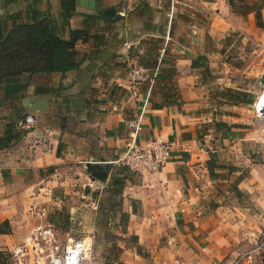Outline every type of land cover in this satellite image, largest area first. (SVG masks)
I'll use <instances>...</instances> for the list:
<instances>
[{
  "label": "crops",
  "instance_id": "obj_1",
  "mask_svg": "<svg viewBox=\"0 0 264 264\" xmlns=\"http://www.w3.org/2000/svg\"><path fill=\"white\" fill-rule=\"evenodd\" d=\"M172 1V6H165L161 0H75L77 14L66 19L59 0H0V40L14 26L42 19L50 21L55 35L64 41L70 39V31L81 30L84 24L90 33L87 42L75 45L77 68L64 74L23 73L0 85V137L7 123L17 124L29 114L37 120L32 133L4 150L1 163L9 179L6 187L12 192L3 196L4 170H0V204L23 197L27 202L32 195V201L43 202L45 217L50 203L59 208L66 196L80 191L77 185L88 179V166L107 169L105 165L122 155L128 142L127 124L139 121L140 144L161 137L174 146L161 170L139 174L132 188L134 196L140 200L143 192L160 190L168 208L179 212V226L192 227L200 202L210 193L207 187H199L197 171L202 168L207 178L205 163L215 153L200 127L201 122H211V86H224L217 89L222 102V89L250 92L236 87L232 79L238 68L226 61V54L234 51L231 39L244 45L256 40L257 48L239 59L244 61V71L262 84L264 26L256 27L253 13H235L228 0ZM245 1L259 4V0ZM177 4L182 8L177 9ZM110 7L115 13L108 19L120 14L121 20L102 18ZM262 15L264 24V11ZM208 41L215 42L211 49ZM198 57L206 61H196L200 67L192 68ZM141 64L147 67L148 81L132 84L130 68ZM16 86L24 88L11 92ZM229 105L232 109L250 107ZM44 134L45 149L31 144L33 136ZM255 171L244 180L253 178ZM215 205L214 210L218 209ZM183 216L190 219L184 223ZM6 218L0 217V222ZM220 223L216 219L213 228ZM261 254L256 248L242 264H264Z\"/></svg>",
  "mask_w": 264,
  "mask_h": 264
},
{
  "label": "rangeland",
  "instance_id": "obj_2",
  "mask_svg": "<svg viewBox=\"0 0 264 264\" xmlns=\"http://www.w3.org/2000/svg\"><path fill=\"white\" fill-rule=\"evenodd\" d=\"M161 2L165 6L173 5L172 0ZM176 7L179 9L182 5L177 4ZM231 40L234 42V51L230 55L226 54V61L238 68L232 79L236 87L250 91L248 93L253 95L254 103L245 109H232L229 104L218 99L217 89L224 86H211L209 102L212 116L208 117L211 122H201L200 127L203 135L209 136L206 140L213 144L215 157L221 163L236 167L237 172L228 174L223 170L219 172L223 177L212 180L209 176H203L202 168L198 169L199 187H207L210 193L200 202L202 208L191 220L192 227H187L185 222L190 217L184 216L185 227L178 226L179 212L168 208L160 190L143 192L144 195L138 200L132 188L136 186L139 174L132 173L125 174L127 179L121 206H115L112 216L104 220L99 210H107L112 204L108 202L110 175L120 170L103 169L102 173L106 172V177H97L87 170L88 179L77 185L80 191L66 196L59 208L50 203L45 217L42 216L43 202L36 199L32 201V195L27 202V198L23 197L22 200L17 198L0 204V217H7L0 222L1 230L7 233L0 235V264H37L41 262L40 258L42 261L49 259L46 257L50 253L62 254L69 238L80 237H87L90 241L80 264H242V260L256 248L263 256L264 113L260 115L257 112L259 100L256 98L263 93L264 85L244 71V61L239 59L257 48L256 40H250L245 45L238 43V39ZM207 43L211 49L215 42ZM218 123L225 126L218 130L215 127ZM6 153L7 150L0 151V170L5 169L1 159ZM252 169L256 170L253 178L245 179L243 185L237 186L238 190L233 189L236 178L241 173L248 175ZM3 178L5 190L2 194L10 196L12 190L6 187L9 179H6L5 173ZM146 189L149 190L148 187ZM114 201H118L117 197ZM204 203L207 206L205 209ZM132 205L136 208L135 214ZM213 205L218 209L214 210ZM118 211L129 214L127 222L121 219ZM216 219L221 222L219 228H213ZM44 226L50 227L55 235L51 251L35 254L25 250L23 256H18L19 261L13 258L10 251L22 247L35 229ZM235 252L236 255L232 254Z\"/></svg>",
  "mask_w": 264,
  "mask_h": 264
},
{
  "label": "trees",
  "instance_id": "obj_3",
  "mask_svg": "<svg viewBox=\"0 0 264 264\" xmlns=\"http://www.w3.org/2000/svg\"><path fill=\"white\" fill-rule=\"evenodd\" d=\"M62 13L66 19L76 15L75 0H59ZM228 5L231 10L239 15L254 14L257 28H263L264 0H259V4L248 3L245 0H228ZM87 19V17L85 18ZM0 26V38H1ZM90 38L89 28L84 24L81 30L70 31V39L64 41L59 39L54 33V27L50 21H35L30 25L14 26L7 35L0 40V85H4L6 79L11 77H18L23 73H48L59 72L64 74L74 68H77L75 57L77 51L75 45L77 42H87ZM196 61H206L204 57H198L192 61L191 67L198 68ZM140 66L147 68L141 64ZM206 72H208L207 65H203ZM23 86L14 87L11 92H19ZM7 93V92H6ZM221 99L231 105H253V95L248 93L234 91L232 89H222L219 93ZM18 123V122H17ZM225 124L218 123L215 125L216 129L220 130ZM25 132H20L17 129L16 122H10L5 125L3 135L0 137V151L10 148L13 144L23 139ZM108 170L114 169L112 165H105ZM205 167L210 179L214 180L223 177L219 172L226 170L228 174L237 172V168L221 163L214 154L209 155V159L205 163ZM120 171L111 173L110 184L108 189L109 194V208L106 210L100 208V214L104 220L111 217L114 213V207L121 206L123 189L126 183V175L129 173L126 169L119 168ZM245 174L241 173L233 182V189L244 180ZM117 197V202L114 198ZM119 202V204H118ZM116 203V204H115ZM136 211L135 206L132 205V212ZM121 219L127 222L129 214L118 211ZM135 214V213H134ZM7 226L8 223L4 222ZM178 226L181 221L177 220ZM5 231L1 230L0 235H6ZM9 234V233H8Z\"/></svg>",
  "mask_w": 264,
  "mask_h": 264
},
{
  "label": "built area",
  "instance_id": "obj_4",
  "mask_svg": "<svg viewBox=\"0 0 264 264\" xmlns=\"http://www.w3.org/2000/svg\"><path fill=\"white\" fill-rule=\"evenodd\" d=\"M129 80L132 84H140L148 81L147 69L138 65L132 66L129 71ZM36 123V117L29 114L18 121L17 129L20 132H25L23 136L25 138L33 132ZM127 128L129 129L128 142L122 155L116 161L112 162L111 165L113 167L115 166L116 169L123 168L129 173L138 175L146 172H158L170 161L174 143L167 139L157 137L142 145L138 141V135L142 129L140 122L130 121L127 124ZM46 141L45 134L40 137L33 136L31 144L34 146L41 145L45 149L47 146ZM186 151L190 152V149L187 148ZM54 238V232L50 227H38L25 240L22 247L10 251L11 255L18 260V256L25 254V250H31L35 254L37 252L51 251V246L55 242ZM89 242V238L87 237L69 238L62 254L50 253L46 257L49 259L42 261V258H40L41 262H37V264H80L81 258L89 247Z\"/></svg>",
  "mask_w": 264,
  "mask_h": 264
},
{
  "label": "water",
  "instance_id": "obj_5",
  "mask_svg": "<svg viewBox=\"0 0 264 264\" xmlns=\"http://www.w3.org/2000/svg\"><path fill=\"white\" fill-rule=\"evenodd\" d=\"M115 13V8L114 7H110L108 9H106L103 14H102V18L108 21H118L122 19V16L120 14H116L114 19H108L109 16L113 15ZM261 83L264 84V75L261 78ZM89 169L97 176V177H106L107 173L103 172L102 173V167L100 165H93V166H88Z\"/></svg>",
  "mask_w": 264,
  "mask_h": 264
},
{
  "label": "bare ground",
  "instance_id": "obj_6",
  "mask_svg": "<svg viewBox=\"0 0 264 264\" xmlns=\"http://www.w3.org/2000/svg\"><path fill=\"white\" fill-rule=\"evenodd\" d=\"M263 93H264V91H263ZM263 93H261V96L259 97H257V99L259 100H257L258 101V103H257V101H256V108H257V112L261 115L263 112H264V94Z\"/></svg>",
  "mask_w": 264,
  "mask_h": 264
}]
</instances>
